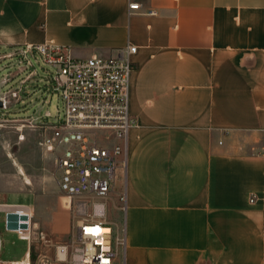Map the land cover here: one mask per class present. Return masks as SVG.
I'll return each instance as SVG.
<instances>
[{
	"label": "crops",
	"instance_id": "crops-1",
	"mask_svg": "<svg viewBox=\"0 0 264 264\" xmlns=\"http://www.w3.org/2000/svg\"><path fill=\"white\" fill-rule=\"evenodd\" d=\"M127 43L126 263L262 264L264 0H0V59L35 44L109 57ZM6 67L3 87L19 72ZM17 207L32 214L0 202ZM31 253L26 242L9 260Z\"/></svg>",
	"mask_w": 264,
	"mask_h": 264
},
{
	"label": "built area",
	"instance_id": "built-area-1",
	"mask_svg": "<svg viewBox=\"0 0 264 264\" xmlns=\"http://www.w3.org/2000/svg\"><path fill=\"white\" fill-rule=\"evenodd\" d=\"M128 8L136 10L139 5L128 3ZM135 50L127 43L116 56L74 58L66 47L35 44L13 53L27 68L38 62V56L54 71L61 111L52 114L45 109L43 115L54 122L35 128L40 129L39 145L52 160L54 181L66 198L69 215L68 241L55 244V263L127 264L125 169L128 133L136 124L129 112L128 86ZM109 209L118 216L109 219ZM9 215L17 217L13 230L18 239L31 245L36 233L44 238L34 229L29 210L14 208L6 213V221ZM8 262L0 258V264ZM50 263L46 256L40 259V264Z\"/></svg>",
	"mask_w": 264,
	"mask_h": 264
},
{
	"label": "rangeland",
	"instance_id": "rangeland-1",
	"mask_svg": "<svg viewBox=\"0 0 264 264\" xmlns=\"http://www.w3.org/2000/svg\"><path fill=\"white\" fill-rule=\"evenodd\" d=\"M14 52L0 59L1 65H7L4 73L19 70L16 82L8 87L0 86V202L31 203L34 229L45 235L43 239L38 238V233L34 235L31 261L26 259L21 264H40L43 256L50 259V264H64L54 262V253L56 243L68 241L69 215L62 207L52 160L39 145L40 129L35 128L41 122H54L52 117L43 115L46 108L52 114L58 109L61 111L60 104L57 105L58 91L52 81L54 71L38 56V62L27 68ZM120 183L118 179L117 186ZM117 216L116 212L108 210L109 219ZM17 226V217L6 221V213L0 211L1 259L23 257L26 242L17 238L13 230Z\"/></svg>",
	"mask_w": 264,
	"mask_h": 264
},
{
	"label": "bare ground",
	"instance_id": "bare-ground-1",
	"mask_svg": "<svg viewBox=\"0 0 264 264\" xmlns=\"http://www.w3.org/2000/svg\"><path fill=\"white\" fill-rule=\"evenodd\" d=\"M1 99H4L5 100V98L4 97H2L1 96ZM6 101V100H5ZM19 172L20 173H23V170L21 169V168H19ZM27 183H28V180L26 181ZM62 201H63V205H62V207L66 210V198L65 197H63L62 196ZM13 264H21V263H18V262H14ZM25 264H29V263H25Z\"/></svg>",
	"mask_w": 264,
	"mask_h": 264
},
{
	"label": "water",
	"instance_id": "water-1",
	"mask_svg": "<svg viewBox=\"0 0 264 264\" xmlns=\"http://www.w3.org/2000/svg\"><path fill=\"white\" fill-rule=\"evenodd\" d=\"M2 106V102L0 101V107Z\"/></svg>",
	"mask_w": 264,
	"mask_h": 264
}]
</instances>
